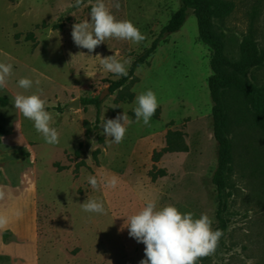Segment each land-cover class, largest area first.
I'll return each mask as SVG.
<instances>
[{
	"label": "rangeland",
	"instance_id": "374dc122",
	"mask_svg": "<svg viewBox=\"0 0 264 264\" xmlns=\"http://www.w3.org/2000/svg\"><path fill=\"white\" fill-rule=\"evenodd\" d=\"M220 1L232 9L212 21L211 33L222 44L223 58L236 64L244 40L264 46V0ZM94 3L84 0L79 7H69L75 0H0V62L12 65L0 89V193L33 199L38 264H139L145 246L129 237L124 226L149 200L158 207L173 205L181 213L191 212L195 218L207 214L215 227L217 203L211 181L217 146L207 90L210 53L198 42L192 11L186 12L179 32L159 39L156 51L135 71L136 83L110 94V84L123 76L103 69L100 57L114 54L122 62L128 60V71L180 3L105 0L117 20L131 21L145 39L133 43L110 38L88 53L74 44L71 30L74 23L90 19ZM55 25L60 31H52ZM28 35L30 42L25 41ZM21 78L31 79L32 88H20ZM239 78L247 89L264 91V68L248 70ZM37 87L53 115L58 144L46 143L33 122L14 107L17 94L36 93ZM147 90L155 93L158 107L144 125L142 120L135 122L134 109L136 97ZM91 99L100 102L97 118L93 107L79 103L77 109L68 108ZM228 103L232 165L226 230L215 251L197 264H264V132L255 126L248 106L236 98L228 97ZM124 112L133 123L123 142L115 144L103 135L100 124ZM168 133L179 135L174 142L181 151L157 157ZM90 175L98 180L115 175L119 183L115 189L103 184L93 189ZM91 199L103 203L105 214L82 210L81 204ZM8 241L14 240L6 237ZM0 264L12 262L0 258Z\"/></svg>",
	"mask_w": 264,
	"mask_h": 264
},
{
	"label": "clouds",
	"instance_id": "9594fccd",
	"mask_svg": "<svg viewBox=\"0 0 264 264\" xmlns=\"http://www.w3.org/2000/svg\"><path fill=\"white\" fill-rule=\"evenodd\" d=\"M83 3L84 0H75V5H69V7H79ZM114 7L118 9L119 3H115ZM89 16L90 19L74 23L71 30L74 44L86 49L88 53L94 52L98 46L110 38L128 40L133 43H139L145 39L131 21L117 20L105 0H95ZM129 62L128 60L122 62L113 54L100 57L99 64L108 72L117 76H126L125 65ZM11 74L12 65L0 62V89L6 86ZM35 84L39 86L40 81L36 80ZM18 86L28 90L32 88L33 81L29 78H21ZM42 95L43 90L39 87L36 93L30 95L17 94L14 97V107L24 118L33 122L35 130L41 134L46 143L55 145L59 143V132L52 126L53 115L46 110L47 101L42 98ZM136 103L135 122L142 120L144 125H149L158 107L155 93L147 90L136 97ZM131 123L133 120L124 112L113 119H104L100 128L103 135L110 138L112 143L120 144L125 138L127 126ZM88 183L93 189H98L101 184L115 189L119 183V177L112 175L98 180L96 176L90 175ZM2 195L0 193V197ZM81 208L88 213L105 214L103 203L95 199L82 203ZM8 223L9 219L0 215V229L5 228ZM212 223V219L207 214H201L195 218L191 212L181 213L173 205L158 207L155 200H149L140 211L128 217L124 227L128 229L129 237L145 246L144 258L139 264H197L200 258L215 251L222 235L219 229H212Z\"/></svg>",
	"mask_w": 264,
	"mask_h": 264
},
{
	"label": "trees",
	"instance_id": "16d2710c",
	"mask_svg": "<svg viewBox=\"0 0 264 264\" xmlns=\"http://www.w3.org/2000/svg\"><path fill=\"white\" fill-rule=\"evenodd\" d=\"M178 2L180 3V9L162 28L149 49L129 65L126 76L110 84L108 91L113 94L135 84V71L144 66L147 59L153 55L157 49L159 39L164 35H173L179 32L184 24L186 12L188 10L192 11L197 27L198 42L205 46L210 53L209 70L211 75L207 80V90L212 103V138L217 146L216 170L211 181L217 203L213 230L219 229L223 235L226 230V222L224 220L227 204L226 187L232 165V148L227 138L232 107L228 103V97L236 98L248 106L253 111L252 118L255 126L264 132V91L247 89L239 78L248 70L264 68V46L260 47L252 39L244 40L239 47V62L232 64L226 61L223 58L222 44L213 36L211 28L212 21L226 15L232 9V5L220 0H178ZM51 29L52 31H60L61 26L55 25ZM25 41H32V36L28 35ZM131 99L132 96L128 95L127 100L131 101ZM79 103L84 108L93 107L96 110V118L98 117L100 107L98 100H83ZM1 134L2 132L0 131ZM175 138H179V135L170 133L166 135L165 149L157 157L162 154L181 151L180 146L174 142ZM6 237H9L8 234H2L3 242H5Z\"/></svg>",
	"mask_w": 264,
	"mask_h": 264
},
{
	"label": "crops",
	"instance_id": "0c3cea01",
	"mask_svg": "<svg viewBox=\"0 0 264 264\" xmlns=\"http://www.w3.org/2000/svg\"><path fill=\"white\" fill-rule=\"evenodd\" d=\"M0 215L9 219L8 225L0 229V258L8 259L12 264H38L33 199L25 195L17 197L2 195ZM4 233L14 241L3 242Z\"/></svg>",
	"mask_w": 264,
	"mask_h": 264
},
{
	"label": "water",
	"instance_id": "95a60500",
	"mask_svg": "<svg viewBox=\"0 0 264 264\" xmlns=\"http://www.w3.org/2000/svg\"><path fill=\"white\" fill-rule=\"evenodd\" d=\"M78 106H79V102H78V101H75V102H73L72 104H70V105L68 106V108H70V109H77Z\"/></svg>",
	"mask_w": 264,
	"mask_h": 264
}]
</instances>
